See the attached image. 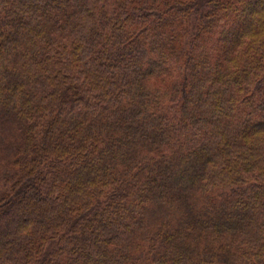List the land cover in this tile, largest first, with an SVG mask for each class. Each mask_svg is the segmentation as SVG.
<instances>
[{
  "label": "trees",
  "instance_id": "trees-1",
  "mask_svg": "<svg viewBox=\"0 0 264 264\" xmlns=\"http://www.w3.org/2000/svg\"><path fill=\"white\" fill-rule=\"evenodd\" d=\"M0 264H264V0H0Z\"/></svg>",
  "mask_w": 264,
  "mask_h": 264
}]
</instances>
